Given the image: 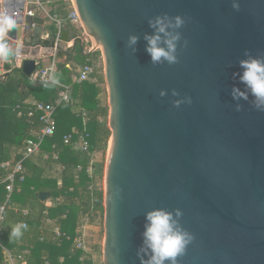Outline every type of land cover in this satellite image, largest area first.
<instances>
[{
	"label": "water",
	"instance_id": "95a60500",
	"mask_svg": "<svg viewBox=\"0 0 264 264\" xmlns=\"http://www.w3.org/2000/svg\"><path fill=\"white\" fill-rule=\"evenodd\" d=\"M72 2L94 46L85 55L103 57L109 97L104 264H140L145 213L158 207L181 209V224L195 236L179 264H264V112L243 100L238 112L231 96L233 85L243 88L233 73L244 51L264 55V0H240L239 11L232 0ZM163 13L187 21L189 45L171 66L151 64L143 39L148 19ZM44 25L28 18L27 40L34 33L38 44ZM130 34L140 37L134 53ZM62 40L59 62L67 59L68 31ZM35 71L34 60L24 61L26 77ZM172 89L193 103L174 107Z\"/></svg>",
	"mask_w": 264,
	"mask_h": 264
},
{
	"label": "trees",
	"instance_id": "16d2710c",
	"mask_svg": "<svg viewBox=\"0 0 264 264\" xmlns=\"http://www.w3.org/2000/svg\"><path fill=\"white\" fill-rule=\"evenodd\" d=\"M51 10L53 14L66 18L70 4L54 0ZM50 25V37L43 42L45 47H52L55 43L57 29L54 24ZM66 30L75 45L66 51L67 59L59 62L58 74L60 85L70 88V100L56 111V133L44 140L38 155L24 161L25 179L17 182L10 199L6 184H0V208L6 205L0 243L16 254H24L27 264L103 263L101 246L93 245L91 252L87 253L75 248V240L80 226L85 223L101 229L104 225V190H90L92 185H97L98 177L103 178L104 171L101 164L95 165V178H92L88 169L96 155L107 153L112 135L107 121L109 107L101 100L105 76L102 72L95 76L96 81L73 82V75L83 66L97 62L101 54L86 56L89 50L78 40L79 31L70 23H67ZM31 81L19 69L0 79V182L11 174L26 141L43 128L40 112L35 111L34 116H29L34 110L30 103H54L62 90L60 85L45 89L39 82L33 85ZM75 107L81 108V112L73 111ZM67 136H73V143L86 138L88 150L65 144ZM45 156H48L47 160ZM7 163H10L9 167H2ZM55 167L61 168L60 175L48 176L47 171ZM40 193H48V200H52L53 205L48 206L42 201ZM48 220L54 221L63 234L58 241L50 240L49 227H46ZM17 222L26 223L28 230L22 238L10 241V225ZM0 264H4L1 246Z\"/></svg>",
	"mask_w": 264,
	"mask_h": 264
},
{
	"label": "clouds",
	"instance_id": "9594fccd",
	"mask_svg": "<svg viewBox=\"0 0 264 264\" xmlns=\"http://www.w3.org/2000/svg\"><path fill=\"white\" fill-rule=\"evenodd\" d=\"M20 0H0V63L12 64L22 67L26 55L22 39L9 36L10 30L18 29L20 32L21 18L18 14ZM232 8L239 11L240 0H232ZM187 21L182 15L172 16L168 13L156 15L148 19V26L152 29L150 33L144 34L145 51L151 58V64L175 65L179 63V50L187 48L189 41L184 38L181 29ZM18 32V33H19ZM140 37L130 34L126 45L137 51ZM182 42V43H181ZM243 59L239 60L240 71L233 73V78L238 79L241 88L233 85L231 96L236 101V111H241L243 105L241 100L249 102L258 112H264V55L253 56L251 51H244ZM32 84H36L35 77ZM61 83L60 75L55 70L53 63L40 77V84L45 89L55 88ZM168 95L167 89L159 91L160 97ZM174 107L179 108L183 104L191 105L193 98L190 95H181L176 90H171ZM67 99V97H64ZM183 211L179 208L169 210L167 208H153L145 213L144 231L142 233V243L137 249V256L140 264H179L178 258L185 254L187 247L194 241L195 236L184 228L180 220ZM9 240H18L23 237L28 230V225L24 222H17L10 225Z\"/></svg>",
	"mask_w": 264,
	"mask_h": 264
},
{
	"label": "built area",
	"instance_id": "2783aa9c",
	"mask_svg": "<svg viewBox=\"0 0 264 264\" xmlns=\"http://www.w3.org/2000/svg\"><path fill=\"white\" fill-rule=\"evenodd\" d=\"M70 4V11L66 18H62L57 14H53L51 10V5L54 3V0H20L18 7V14L21 18L20 29L22 30L21 39L24 45V53L26 55V60H34L36 62V71L31 76V79L35 77V80L40 83L41 75L53 64L55 63V70L58 73L59 70V59L58 54L60 52L61 44L63 42L62 35L63 32L66 31L67 23H70L73 27H75L79 31L78 40L82 43L86 44L88 47V53L94 50L93 42L90 37L86 34L83 24L81 22V18L74 7L72 0H64ZM16 3V0H13V4ZM42 18L51 24L55 25L57 29V34L55 38V43L52 47H45L43 42L49 39L50 34L48 32L40 37V41L38 44L33 43L34 41V33L31 35V41H28L27 38L29 36L27 32V19L28 18ZM37 28L36 24H33V30ZM13 31H18V29H13ZM12 38H16L15 36H10ZM75 45V40H70L68 43V50ZM40 48V54L38 57L33 56V51ZM45 49H51L50 55L48 57H44L43 51ZM28 51L26 53L25 51ZM101 54V53H100ZM24 63V62H23ZM103 57L102 55L99 57L97 62L92 64H87L80 68L75 75H73L72 80L74 83L81 84L89 81H96L95 76H98L104 71L103 66ZM9 65L10 69L7 70L6 66ZM22 67H16L15 62L12 64L8 63H0V79H5L11 72L14 70H22ZM70 68V66H68ZM62 90L59 94V98L54 103H43L33 101L31 102V107H33V111L30 112L29 116H34V112L38 111L41 113L40 121L43 124V128L40 132L33 134V138H30L26 141L24 150L20 155V159L12 166V172L9 176L0 182V184H6V190L8 192V198L10 199L11 195L15 191V187L18 181H24V167L23 163L25 160L38 155L41 152V147L44 140L47 137H53L56 133V120L55 115L56 111L63 103H68L70 88L67 85H60ZM67 97V99H64ZM22 113H20L21 115ZM65 144L73 145L75 148H80L82 150H88L89 142L87 139L82 137L78 142L73 143V136L65 137ZM57 158V156H55ZM10 166V163L3 164L2 167L7 168ZM90 177H94L95 174V159L93 160L91 166L88 169ZM95 178V177H94ZM98 185V184H97ZM97 185H92L90 190H95ZM6 209V205L0 208V236L2 233V223L5 220L4 212ZM49 222V221H47ZM91 224L86 223L82 230L79 232V236L75 240V248L79 250H83L85 252H89L88 246V236H89V226ZM63 236L62 232L59 228L56 229V237L60 239ZM0 246L3 250L4 255V264H26V259L23 254H15L10 251L6 247H4L1 243ZM104 264V262L102 263Z\"/></svg>",
	"mask_w": 264,
	"mask_h": 264
},
{
	"label": "crops",
	"instance_id": "0c3cea01",
	"mask_svg": "<svg viewBox=\"0 0 264 264\" xmlns=\"http://www.w3.org/2000/svg\"><path fill=\"white\" fill-rule=\"evenodd\" d=\"M51 23L50 22H48V21H46V23H45V25L43 26V32L40 34V37L41 36H43L44 34H46L47 32H48V34H50V32H49V26H51L50 25ZM36 28H34V30H35ZM67 31V30H66ZM40 37H39V40H40ZM34 38H35V36H34ZM86 53H88V52H86ZM99 52H95V53H93L91 56H93V55H95V54H98ZM90 56V57H91ZM104 88V92H103V94H102V97H101V100H102V102L104 103V96H105V94H106V88L105 87H103ZM31 101V100H30ZM105 106H106V104H104ZM73 111H75V112H77V113H79V112H81V108H79V107H75L74 108V110ZM45 158V160H47V158H48V156H45L44 157ZM95 165H97V163H96V160H95ZM60 173H61V168L60 167H55V168H53L52 169V171H47V175L48 176H52V175H54V176H59L60 175ZM61 183V182H60ZM96 188H98V187H96ZM97 190V189H96ZM45 202H47V205L48 206H52L53 205V201L52 200H47V201H45ZM25 214L27 215L28 214V212H25ZM49 222H46V227H49L48 228V232L50 233L49 234V236H50V240H52V241H58L59 239H57V237H56V229L57 228H59L56 224H55V222L54 221H51V220H48ZM86 224V223H85ZM84 224V225H85ZM84 225H82V226H80V228H79V230H78V234H79V232L82 230V227H84ZM89 231H88V233H89V236H88V244H90V245H88L89 246V249L93 246V245H98V246H101V249H102V254H103V244H102V242H97V237H98V235H100L101 234V232H102V229L100 228V227H98V226H94V225H90L89 226ZM60 229V228H59ZM61 231V230H60ZM91 234V235H90ZM93 238H94V240H93ZM12 252H14L15 254H16V252L15 251H12ZM91 252V249H90V251L89 252H87V253H90ZM26 254H28L29 253V251H27L26 250V252H25ZM24 255V254H23ZM25 256V255H24ZM26 257V256H25ZM27 261V260H26ZM26 264H27V262H26Z\"/></svg>",
	"mask_w": 264,
	"mask_h": 264
},
{
	"label": "rangeland",
	"instance_id": "374dc122",
	"mask_svg": "<svg viewBox=\"0 0 264 264\" xmlns=\"http://www.w3.org/2000/svg\"><path fill=\"white\" fill-rule=\"evenodd\" d=\"M103 66H104V64H103ZM103 72H105V71H103ZM105 88H106V94L104 96V104H106V106L109 107V97H108L106 84H105ZM107 121H108V125H109V116H108ZM110 142H111V139H110ZM110 142H109V147H110ZM108 156H109V149H108L107 153H105L104 155L98 154L95 156L96 163L101 164V167H102L101 170L104 171L103 178L98 177V180H97V184H98L97 187L100 189L102 188L103 190H105V169H106V165H107ZM93 240H94V238H93ZM104 240H105V232H104V225H103L102 232L97 237V242L100 241L104 245ZM90 244H88V245H90Z\"/></svg>",
	"mask_w": 264,
	"mask_h": 264
}]
</instances>
